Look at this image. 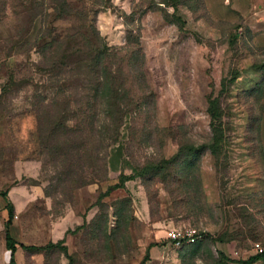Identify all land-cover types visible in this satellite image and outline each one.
<instances>
[{"label": "rangeland", "instance_id": "374dc122", "mask_svg": "<svg viewBox=\"0 0 264 264\" xmlns=\"http://www.w3.org/2000/svg\"><path fill=\"white\" fill-rule=\"evenodd\" d=\"M5 191L18 243L62 242L19 248L16 264L263 252L264 0H0ZM8 218L0 197V264Z\"/></svg>", "mask_w": 264, "mask_h": 264}, {"label": "trees", "instance_id": "16d2710c", "mask_svg": "<svg viewBox=\"0 0 264 264\" xmlns=\"http://www.w3.org/2000/svg\"><path fill=\"white\" fill-rule=\"evenodd\" d=\"M64 6H65V2L62 1V3H60V7L57 9V13L59 16H61V14L65 12ZM98 64H99V61H97V64L94 67V71H93L94 76H96L98 73L97 71ZM208 111L212 119L211 129H212V134H213L212 142L209 148L211 152L216 155L220 152V150L223 147V140H224V135H225L223 120L220 114L218 102L216 100L211 101ZM117 188L118 187L110 188L105 194V197H107L110 193H112ZM0 197H2L6 201V210L8 211V215H9L8 221L6 223V247H7V250L11 252V259H10L9 264H16V253L18 252L19 248L25 251H41V250H53L57 248H62L61 247L62 242H59L57 244L50 243L44 247L26 246L25 244L18 243V241L12 236L10 232V228L13 225V221L15 218L14 205L9 199L8 191L0 192ZM64 250L66 249L64 248ZM263 259H264V251L257 255L251 256L249 259L245 261H241L240 263L241 264H256Z\"/></svg>", "mask_w": 264, "mask_h": 264}, {"label": "built area", "instance_id": "2783aa9c", "mask_svg": "<svg viewBox=\"0 0 264 264\" xmlns=\"http://www.w3.org/2000/svg\"><path fill=\"white\" fill-rule=\"evenodd\" d=\"M193 234H194V233H189V234H187V235L192 236ZM181 236H182V232H177V233H173L172 238H174V239H179ZM258 248H259V247H258ZM260 251L262 252V249H260Z\"/></svg>", "mask_w": 264, "mask_h": 264}]
</instances>
